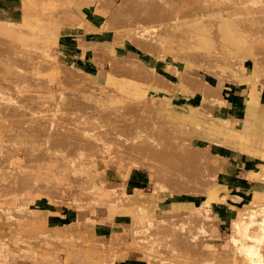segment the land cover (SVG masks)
I'll return each instance as SVG.
<instances>
[{"label":"rangeland","instance_id":"rangeland-1","mask_svg":"<svg viewBox=\"0 0 264 264\" xmlns=\"http://www.w3.org/2000/svg\"><path fill=\"white\" fill-rule=\"evenodd\" d=\"M152 1L125 0L124 10L116 16L114 10L122 0H16L15 7L19 12L17 19H4L14 22L21 21L23 17L27 19L29 35L20 34L17 38L19 45L24 43L30 48L38 47L39 53L44 52L42 56L46 54L48 57L46 59L44 55L43 58L36 50L26 49L16 51L17 56H8L6 61L16 64L20 72L24 73L18 77L21 80L18 92L9 94L19 96L27 91H39L50 95L41 102L32 103L26 96L20 101H12L6 98H11L7 93L5 99H1L4 91L2 94L0 92V206H7L6 211L2 210L4 217L0 210V238L12 234L7 237L4 249V255L9 253L7 264H40L39 259L43 264H66L70 252L72 264H124V259L137 264H208V256H214L212 249L218 251L217 262L237 264L230 256L234 247L228 242L233 232V212L237 206L250 199L252 189L264 190V176L251 180L249 172L244 171L239 179L244 185L236 187L231 186L230 178L223 174L220 179L228 182L227 193L239 194L243 198L233 199L228 195L226 201L217 205H208L204 194L196 189L177 193L167 190L164 192V201L160 203L162 210L155 208L150 213L157 220H168V225L156 223L145 228L139 225L132 230V216L122 210V207L130 204L124 202L125 193L131 195L137 189L150 193L154 188L153 170H158L164 162L163 157L155 155L164 146L163 139L156 138L154 131L145 134L141 140L136 139V132L145 127L162 130L167 125L176 128L177 124L174 120L168 124L164 122V117L155 115L126 89L128 83L136 86L145 81L158 106L169 103L173 109H178L182 104H191L203 106L213 113L222 112L218 105L207 102L201 93L193 94L191 89L186 88L188 85L184 78L176 76L172 68L162 66L158 61L160 57L148 50L152 47L157 52L161 44L154 41L162 40L169 32H177L164 38L169 41L192 30L209 32L210 38L218 41L217 32H223L225 28L236 29L245 35L248 55H243L241 62L242 66L257 70L255 82L249 78H243L245 81H242L241 72H229L224 69L223 63L217 64L219 70L216 77L204 66L191 61H176L172 56H167V61L190 75L198 76L216 87H223L226 106H229L228 94L233 88L244 92L245 102L247 97L249 99L253 84L258 86L257 92L263 100L264 0ZM244 4L249 6L244 7ZM149 12L160 16L167 13L181 14L177 18L184 19L169 28H157L159 33L155 37L144 36L137 42L133 41L143 52L128 42L131 33L127 26L139 25L142 22L140 16L144 17ZM77 14L84 18V25L78 21ZM10 45L0 40V49L6 48L8 53L13 54ZM94 45L105 49L102 50L103 61L97 64L86 52ZM115 48H119V55L111 61L110 56ZM63 49L70 51L66 53ZM75 54L77 57L73 56ZM143 62L156 68L152 70L151 67L143 66ZM112 69L116 71L117 78L113 85L108 86ZM84 71L95 76L98 84L94 88H98L94 90L96 100L91 106L82 109L78 105L79 98L92 90L87 86L86 89L75 85L70 75ZM8 78L0 73V80L8 81ZM4 86L8 85L3 83L0 89H5ZM109 88L112 91H108ZM182 88H186L185 93L178 92ZM117 94L123 99L118 100ZM245 107L243 121L230 118L233 127H240L245 117L248 119L252 115L264 121L259 109L258 113L254 111L248 114ZM201 133H190L192 143L201 146L212 143L210 150L220 158H226L222 171L225 173L227 157L222 153L228 149H238L217 145ZM141 145L147 147V155H144L143 160L150 162L152 167L134 162L139 160L136 153L141 150ZM245 154L239 155L251 160L248 169L261 170L262 162ZM123 159L129 163L128 171L121 165ZM30 178L34 181L33 188H29ZM21 194L34 198L29 206L25 199H19ZM97 196L100 197L98 200ZM8 206L11 211L16 210L23 215L28 212L35 215L31 207L41 208L47 212L48 223L57 229L60 226L65 232H54V235L37 225V220L34 222L36 225L31 226V220L26 215L19 217V213L17 216V213L7 211L10 210ZM109 206L116 207L117 211L112 212ZM221 211L230 213L225 224L218 217ZM5 212L10 213V217ZM204 213L213 216L215 226L203 232L198 243L195 241L193 244L189 234L197 230ZM15 215L17 219L23 218L17 221ZM14 217L17 222L11 221ZM188 217L197 220L193 222L194 226L180 224ZM255 217L262 218L264 215L260 212L256 215L255 212ZM6 220H9V224ZM42 222L40 220L39 223ZM85 223L88 225L79 231V227ZM2 225L6 229H2ZM27 225L29 227H25ZM249 230L252 233V228ZM203 234L206 236L202 237ZM133 236L137 240L136 248L131 247ZM172 256L182 257V260H173Z\"/></svg>","mask_w":264,"mask_h":264},{"label":"bare ground","instance_id":"bare-ground-1","mask_svg":"<svg viewBox=\"0 0 264 264\" xmlns=\"http://www.w3.org/2000/svg\"><path fill=\"white\" fill-rule=\"evenodd\" d=\"M152 2H155V0H153ZM243 6L247 7L249 5L244 4ZM262 6L264 7V4H262ZM124 8H125V0H122V2L114 10L115 11L114 14L116 16H119L120 12H122ZM154 14L153 13L150 14L149 12V14H147L146 16L143 15L144 17L140 16V20H142V22L139 25L127 26L128 30L131 33V35L128 36L129 39L128 42L136 50L143 51L140 47L135 46L133 41L137 42L139 38H142L144 36L155 37L159 33V30H157V28L159 27L169 28L172 25L177 24L184 19V18L181 19L177 18V16L178 15L180 16L181 14L174 15L172 13H167L161 16L157 14L153 16ZM205 14L208 15L207 13ZM82 18L83 17L80 14H77L78 21H81V24L84 25V18L83 20ZM28 23H29L28 20L25 19L22 25L27 26ZM20 31L21 28H15L14 26L8 23L0 25V40L3 39L4 41L9 42L12 45V46L10 45L11 52H13V54L10 52L8 53L6 48L4 50H2V48L0 49V73L2 75H5L7 78L8 76H10L8 78V81L0 80V86L1 84L3 86V83L5 85H8L7 87L4 86L6 87L5 89L4 88L0 89L1 94L4 91L3 93L4 96L2 94L1 96L3 98L1 99H5V93H7L8 96H11V98L7 96L6 98L11 99L12 101L13 99L20 101L21 98L23 99L24 96H26L31 99L32 103L41 102L46 98L50 97V95L48 93L39 94L28 91L27 93L19 94V96L10 95L16 93L15 91L19 90L18 88L19 86H21V80L18 77L20 75H23L24 73L20 72V70L18 69L19 67L16 64H12V62L6 61L9 59L7 57L17 56L18 54H16L17 53L16 51H21L23 49H26L27 51L36 50L37 54L40 51L38 47L30 48L31 46L29 47L23 44L19 45L17 38L20 35L19 34ZM175 33L177 32L174 33L169 32L163 36L162 40H155L154 42H159L161 44V47L157 49V52L154 49H152V47H150V50H148V52L159 56L160 58H158V61L162 63V66H167L169 68H172L176 76H178L179 78L181 77L184 78L185 82L187 83L186 85L189 86V87L187 86L186 88L191 89L193 94L201 93L202 97L207 102L218 105L219 108H221L220 110L222 112L218 113L216 111L215 113H213L207 110L206 108H204L203 106L200 105L194 106L191 104H187V105L182 104L178 107V109H173L171 106H169L170 105L169 103L163 107L158 106L154 103L152 95L149 93L150 88L147 85V82L143 81L141 84L136 86L131 83H128L129 87L128 89H126V91L127 93L132 95L135 98V100L142 101L145 104V106L151 109V111L158 117H164L166 119L164 122H166L167 124L170 123L172 120H174V122L177 124L175 125L176 128H170V126L165 125L162 130L159 127H158L159 129L145 127L142 130H138L136 132L137 133L136 139L141 140L143 136L145 134H148L150 131L155 132L156 138L163 139L164 146H162L161 150L157 151L155 155L157 154L158 156L163 157L162 159L164 162L160 164L159 169L157 167L158 170H153L154 188L150 193H146L139 189L132 192L131 195L125 193L124 202L127 201L130 202V204L122 207V210L130 213V215L132 216L133 219L132 230H134V227H138L139 225L142 228H145L147 226H150L151 224H156V223H160L162 225L163 224L168 225L167 223L168 220L166 219L157 220L153 218L152 214L150 213V211L155 208L162 210L160 203L161 201H164L165 199L164 192L167 190L169 191L171 190L170 192L177 193V191L183 192V191H190L196 189V191L204 194L205 202L208 205L212 203H215L216 205L219 202L222 203L223 201L227 200L228 195L231 196V198L233 199L243 198L238 194L227 193L226 189L229 184L228 182H223L220 179L223 178V174H224L222 173L223 163L225 162L224 160L226 158L222 159L210 150L212 143H207L204 146L192 143L193 139L191 138L192 135H190V133L194 131L197 133L202 132L201 134L207 136L205 137L206 139H211L213 143L217 145H225L234 149L242 150L243 152L248 153L254 156L255 158H259L263 160L261 161L263 162L261 164L262 167L261 170H255L253 172H250L248 177L251 180H255L258 179L259 177L264 176V138L252 135L251 132L248 130L247 125H245L243 129H237L236 127L232 126L230 122V117L226 111V105H224L226 104L227 100L222 93L223 87L222 88L216 87L212 83L200 79L198 76L190 75L189 73H186L182 69L178 68L175 64L169 63L166 59L167 56H172L176 61L179 60L183 62L191 61L194 64H199L204 66L211 75L216 77L218 75V70H219L217 64L223 63L225 70L229 72L231 71L241 72L240 78L242 81H245V79L243 78H249V80L255 82L257 80V70L253 69L252 71V69H248L242 66V62H241V60L243 59V55H248L246 48L249 47L245 44L244 41L245 35L238 33L236 29L227 30L224 28L223 32H217V38L220 39L218 41L217 39L215 41L211 39L209 32L208 33L206 31L198 32L197 30L194 31L192 30L190 33H186V34L183 33L184 34L183 36H180L179 38L176 39H170V41L164 39L165 37L171 36L172 34ZM102 50L105 51V49L99 48L94 45L92 46V48L90 47L86 52L89 55L90 59L97 64V62L99 61L101 62L104 59ZM114 51L115 52H112V55L110 56L111 61L112 59L115 60L119 55L117 54L119 52V48H115ZM42 53L44 52L39 53V55L41 54L42 56ZM44 55L43 56L46 57V54ZM100 55L102 60L100 58ZM47 58L48 57H46V59ZM228 59L229 61H227ZM142 65L149 68L151 67L152 70L156 68V66H148L145 62H143ZM115 74H116L115 70L113 69L110 70V75L108 77V84H107L108 86L114 84L117 78ZM70 80L71 82L73 81L75 85L76 84L80 85L81 88L82 87L86 88L87 86V88H90L89 90H92L89 91L90 93L86 94L85 97L81 99L79 98L80 102L79 100H77V102L80 103V104L78 103V105H80L79 107L82 109L91 106L93 101L96 100L94 90L98 88V87L94 88V86L98 84L95 76L89 72L84 71L81 74L72 73V75H70ZM224 82L227 83L226 80ZM257 87L258 86L256 84H253L250 90L249 99H247L245 103L246 106L245 110L248 114L254 111H257L258 113L257 109H260V106H263L264 104V97L262 100L259 93L257 92L259 90ZM186 88L179 89L178 92H184ZM110 90L111 88L108 89V91ZM115 96L118 100L123 99L120 94H117ZM256 103L259 104L257 105ZM261 111L259 112H261L262 114L261 113L259 114H261L264 117V106ZM81 113H83V110L81 111ZM253 116L254 115H252L251 117ZM140 147L141 150H139L136 153V156L139 158V160L138 161L135 160L134 162L137 164H142L152 167L153 165L150 162H147V160H143L144 155L145 154L147 155L146 153L147 147L145 145H141ZM149 153L151 152H148V154ZM92 158L95 159V157ZM123 160L124 161H121V165L124 167L125 171H128L129 163L126 159ZM140 161H144V162L140 163ZM43 191H45V189L42 190V192ZM94 196L96 197V195ZM99 198L100 197L97 196L96 199L98 200ZM19 199H25L28 206H29V202L32 201V198L30 196H26L25 194H21V196H19ZM6 208L7 206L6 207L0 206L1 212L2 210L6 211ZM13 208L15 209V207ZM8 209H10L9 206ZM109 209L112 212L117 211L116 207L109 206ZM11 210L12 209L7 211H10L11 213L13 212L17 213L16 214L17 216H19L18 213L19 214L21 213L19 211L15 212L16 210L14 211ZM30 210L33 213H35V215L30 214V212H28V214L24 213V215H26L27 218L31 220L29 225L33 226L35 224L34 222L37 220L38 221L37 225L38 224L41 225L43 229L46 228L49 232L50 231L53 232V234L54 232H65L62 230L60 226H58L59 229H57L55 225H51L48 223L47 221L48 216H46L47 212H45L43 209L31 207ZM248 211H250V213H248ZM255 212L256 215L257 212H260L264 215L263 189H253L251 199L246 200V202H244L243 205H239L235 209L233 220L231 223L233 232L228 237L229 239L228 242H230V245L234 247L232 254L230 256H233L237 264H264L263 262L264 261V217L256 218ZM7 213L5 212V214L6 215L9 214L10 217V213L8 214ZM205 213L203 214L202 219L198 223L197 230H193V232H190L189 234V238L191 242H193V244L195 243V241H197L196 243H198V240L202 235V233L203 232L205 233L207 229L209 230L213 226V222H214L213 216L208 215L210 214L209 212L208 214ZM16 215L15 217L17 219ZM24 215L22 213L20 214L19 217L21 216L24 217ZM4 216L5 215L3 213V217ZM15 217L14 219L11 218V221H16ZM21 219H17V221ZM24 219L26 220V218ZM40 220L43 222L39 223ZM8 221L6 220L7 223ZM196 221L197 220H193L188 217L182 220L181 222L180 221H175V222L177 223L180 222V224L182 225L192 224L194 226L193 222ZM87 225L88 223L87 224L85 223L83 226L79 227L78 230L80 231L82 227L84 228ZM5 226L2 225L1 228L6 229ZM25 227H29V226L27 225ZM249 228H252L253 230L252 233H249L250 232ZM20 231L18 232L20 233ZM9 235L11 236L12 234H8L7 236L5 234L4 235L5 237L0 238V264H7L6 259L9 253L7 255H4L6 253L4 249L7 246V242H8L7 237ZM35 235L33 234V236ZM204 236L206 235L203 234L202 237ZM136 244H137V240L133 236V240L131 241V247L136 248L135 247ZM11 245L8 246L11 247ZM211 251L210 252L214 256L207 255L208 256L207 261L209 260L208 264H221L222 261L217 262L218 251H216L215 249H212ZM48 255L49 253L47 254V256ZM171 258L173 260H182V257L172 256ZM171 258L168 257V259ZM199 260L200 259H198V261ZM72 263H73L72 255L70 252L68 254L66 264H72ZM204 263L207 264V262ZM113 264H116V262H113Z\"/></svg>","mask_w":264,"mask_h":264},{"label":"crops","instance_id":"crops-1","mask_svg":"<svg viewBox=\"0 0 264 264\" xmlns=\"http://www.w3.org/2000/svg\"><path fill=\"white\" fill-rule=\"evenodd\" d=\"M16 3H17L16 0H0V19H3V20H0V25L8 23V24H11L12 26H14L15 28H21V31L19 34H21L22 36L23 35L27 36V35H29L30 27L22 25L25 21V18L23 17V19L21 21H18V22L12 21L13 19H17V17H18L17 14L19 13L18 9L15 7ZM6 18H12V20L6 21V20H4ZM25 32H28V33H25ZM86 39H85V41H86ZM23 45H24V43H23ZM63 51L67 53L70 50L63 49ZM73 56L77 57V54H75ZM32 93L41 94L42 92L37 91V92H32ZM228 95L230 98L228 100L229 106H226V111H227L229 117L232 118L233 120L236 119V120L243 121L244 106H245V103H246L248 97L246 98V101L244 102V99H245V98L243 99L244 92H242L241 90H238L237 88H235V89L233 88V91L231 93H229ZM263 106H260L259 111H261L263 109ZM261 112H259V113H261ZM233 125H234V122H233ZM245 125H247L248 130L251 132L252 135L264 138V122L261 119V117L253 116V117L248 118V119L245 117V121L243 123H241V126L240 127L235 126V127L237 129H243ZM239 154L241 155V154H245V153L240 152L239 150L235 151L232 149H228V151H225L224 153H222L223 156L227 157V164L225 166L226 170H225L224 174L230 178V185L231 186L243 187L244 183L239 180V179H241L240 174L245 171V172H249L248 173V175H249L250 172L255 171V169H253V170L248 169L247 165L248 166L250 165L251 160H249L247 158H243ZM245 155H250V154L246 153ZM257 159L260 161H263L259 158H257ZM30 181H31V178H30L29 182ZM31 183H33V184H31ZM31 183L29 184L30 185L29 188L34 187V181H31ZM260 186H261V184H260ZM261 188H263V187L261 186ZM252 192H253V189H252ZM252 192H251V195H252ZM31 198L33 201L34 198L33 197H31ZM250 199H251V197H250ZM250 199H248V200H250ZM231 204H233V203H231ZM230 210H231V212H233V210L231 208H230ZM229 214L230 213L223 212V211H221L219 213L218 217L221 220L222 224H225V222H227L229 220L228 219ZM233 214H234V212H233ZM231 223H232V221H231ZM214 226H215V223L213 222V227ZM128 261L129 260H127V259L123 260L124 264H137L132 260L129 262ZM39 263L43 264V262L40 259H39ZM53 264H56V263H53Z\"/></svg>","mask_w":264,"mask_h":264}]
</instances>
